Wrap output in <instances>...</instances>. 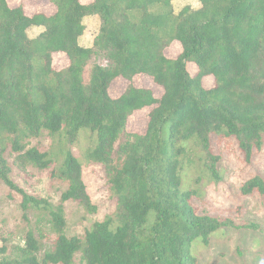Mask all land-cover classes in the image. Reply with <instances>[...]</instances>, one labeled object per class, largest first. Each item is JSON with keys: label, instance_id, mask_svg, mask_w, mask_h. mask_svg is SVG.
Listing matches in <instances>:
<instances>
[{"label": "trees", "instance_id": "1", "mask_svg": "<svg viewBox=\"0 0 264 264\" xmlns=\"http://www.w3.org/2000/svg\"><path fill=\"white\" fill-rule=\"evenodd\" d=\"M49 1L52 14L27 15L22 5L0 0V181L20 195L22 217L30 209L39 214L36 222L45 216L55 238L38 256L43 236L28 229L12 253L0 246V264H72L76 253L85 264H196L193 241L207 242L223 227L258 230L252 222L238 225L198 213L194 191L180 189V172L190 139L205 150L213 176L219 156L211 151L212 134L235 138L245 161L262 146L264 0H199L197 8L177 11L174 0ZM92 15L100 19L99 31L85 47L79 38L84 18ZM30 27L42 30L30 38ZM174 41L181 52L168 57ZM55 53L67 57L66 67L53 66ZM94 57L106 65L93 63ZM188 64L196 66L194 75ZM136 75L150 77L161 96L136 86ZM208 76L213 85L205 88L202 79ZM116 79L127 84L111 97ZM146 107L152 108L144 133H128V118ZM44 131L67 140L57 168L47 151L29 146ZM81 131L95 138L85 157L103 167L116 208L113 217L93 222L83 235L68 236L64 201L96 211L81 163L69 148ZM8 149L17 168L49 170L66 182L60 204L17 185ZM240 192L264 194V179H248Z\"/></svg>", "mask_w": 264, "mask_h": 264}, {"label": "rangeland", "instance_id": "2", "mask_svg": "<svg viewBox=\"0 0 264 264\" xmlns=\"http://www.w3.org/2000/svg\"><path fill=\"white\" fill-rule=\"evenodd\" d=\"M86 3L90 0H81ZM11 7L22 5L25 13L44 12L49 15L55 7L49 0H7ZM189 5L197 8L199 0H174L175 11ZM85 31L80 36V44L89 47L99 31L100 19L96 15L86 16L83 20ZM42 27H30L27 34L30 38L37 36ZM181 52L178 42L174 41L166 50L168 57H176ZM93 63L106 65L107 61L101 57H94ZM68 65V59L63 53L53 54V66L61 69ZM191 75L196 72V66L187 65ZM133 82L138 87L149 88L155 97L159 98L163 92L152 79L145 75H136ZM126 82L121 79L112 81L109 87L111 97H118L125 89ZM205 88L213 85V77L202 79ZM153 107V106H152ZM152 107L143 108L128 118V133H144L148 113ZM123 135L115 144L117 148L125 140ZM95 142L93 134L81 131L76 140L69 146L73 155L80 161L82 179L87 192L96 206L95 212H87L77 201L67 200L62 203L65 214V233L68 236H81L91 224L98 220L113 217L116 208V199L111 193L106 181L103 167L100 164L87 160L86 150ZM29 146H37L47 151L53 159L52 168L58 167L68 144L65 136H50L46 131L37 138L28 140ZM187 154L183 157V169L180 172L182 191L192 190V205L200 214H209L220 218H231L236 224L252 222L258 225V230L244 228L223 227L212 232L207 242L195 240L191 243L190 251L196 259V264H264V194L253 192L244 195L240 192L242 184L255 176L264 179V135L262 146L255 151L249 161L238 147L233 137H225L215 133L210 136V147L214 155H218L216 162V176L205 166L208 163L205 150L197 144L195 139L186 143ZM15 154L9 149L5 157L11 165V177L19 187L26 192L47 199L53 205L60 204V197L66 189V182L50 176L49 170H39L27 166L25 170L13 164ZM21 197L18 193L9 190L0 181V246L6 245L11 253L14 246L23 245V235L26 230L32 229L40 237L41 250L38 256L51 249L55 234L49 230L45 216L36 222L39 214L35 210H28L27 218L22 217L19 206ZM72 264H85L81 254L76 253Z\"/></svg>", "mask_w": 264, "mask_h": 264}, {"label": "crops", "instance_id": "3", "mask_svg": "<svg viewBox=\"0 0 264 264\" xmlns=\"http://www.w3.org/2000/svg\"><path fill=\"white\" fill-rule=\"evenodd\" d=\"M79 43H80V39H79Z\"/></svg>", "mask_w": 264, "mask_h": 264}]
</instances>
